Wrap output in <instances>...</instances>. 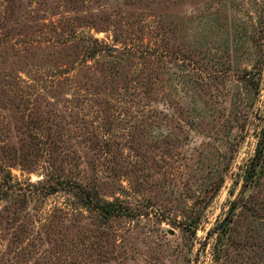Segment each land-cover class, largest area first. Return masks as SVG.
Returning a JSON list of instances; mask_svg holds the SVG:
<instances>
[{"label": "rangeland", "instance_id": "1", "mask_svg": "<svg viewBox=\"0 0 264 264\" xmlns=\"http://www.w3.org/2000/svg\"><path fill=\"white\" fill-rule=\"evenodd\" d=\"M262 126L264 0H0V264H264Z\"/></svg>", "mask_w": 264, "mask_h": 264}, {"label": "trees", "instance_id": "2", "mask_svg": "<svg viewBox=\"0 0 264 264\" xmlns=\"http://www.w3.org/2000/svg\"><path fill=\"white\" fill-rule=\"evenodd\" d=\"M102 52V50L96 48L95 46H92L90 50V56H93L97 53ZM251 171L254 173V171H259V169L264 168V126H262L259 134L258 139V145L256 147L254 157L252 158V165H251ZM258 173V172H257ZM254 176L255 173H254ZM62 185L70 186L72 189H75L79 192L80 197L82 198V203H85L83 205L91 206V208L94 211H97L98 214L103 218H113L120 215H129V212H127V208H123L120 204H117L115 202L110 201H101L98 198V193L95 188H84L82 185L65 181L63 180ZM57 191L53 190L51 193H55Z\"/></svg>", "mask_w": 264, "mask_h": 264}, {"label": "water", "instance_id": "3", "mask_svg": "<svg viewBox=\"0 0 264 264\" xmlns=\"http://www.w3.org/2000/svg\"><path fill=\"white\" fill-rule=\"evenodd\" d=\"M221 225H223V222H222V224Z\"/></svg>", "mask_w": 264, "mask_h": 264}]
</instances>
